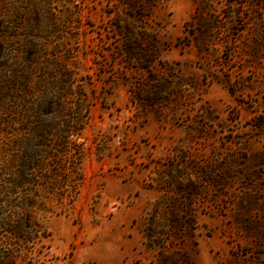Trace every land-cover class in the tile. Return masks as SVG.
<instances>
[{
	"label": "rangeland",
	"instance_id": "rangeland-1",
	"mask_svg": "<svg viewBox=\"0 0 264 264\" xmlns=\"http://www.w3.org/2000/svg\"><path fill=\"white\" fill-rule=\"evenodd\" d=\"M0 264H264V0H0Z\"/></svg>",
	"mask_w": 264,
	"mask_h": 264
}]
</instances>
